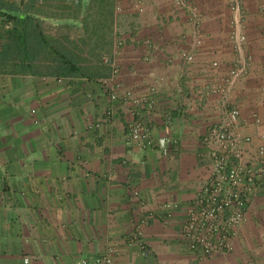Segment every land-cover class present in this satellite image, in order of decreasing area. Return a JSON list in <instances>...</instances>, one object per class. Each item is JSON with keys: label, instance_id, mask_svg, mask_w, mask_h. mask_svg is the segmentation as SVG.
<instances>
[{"label": "crops", "instance_id": "0c3cea01", "mask_svg": "<svg viewBox=\"0 0 264 264\" xmlns=\"http://www.w3.org/2000/svg\"><path fill=\"white\" fill-rule=\"evenodd\" d=\"M213 1L197 0L206 15L198 10L205 29L200 46L195 23L191 32L182 13L183 28L169 24V0L147 5L137 32H119L126 42L119 56L123 89L115 99L100 82L110 74L105 62L101 77L0 74V264H93L110 248L112 264H264V185L231 253L200 257L180 234L187 207L208 178L203 136L218 116L214 98L201 102L198 91L216 75L211 61L229 47L226 28L208 23L218 16V6L208 5ZM244 1L253 17L264 18L256 8L264 0ZM247 35L254 66L232 102L247 121L244 133L256 136L251 115L264 116V29ZM148 40L155 45L150 53ZM189 44L198 50L193 64L181 55ZM128 89L153 98L141 120L156 144L173 141L166 150L127 139L135 120Z\"/></svg>", "mask_w": 264, "mask_h": 264}, {"label": "built area", "instance_id": "2783aa9c", "mask_svg": "<svg viewBox=\"0 0 264 264\" xmlns=\"http://www.w3.org/2000/svg\"><path fill=\"white\" fill-rule=\"evenodd\" d=\"M177 10L186 11L195 23V45L202 44V25L197 10V0H171ZM231 16L230 40L235 58L226 74H218L221 65L214 61L211 69L216 73L200 88L198 95L204 102L213 95L219 97L217 120L203 136V143L208 148L210 167L208 178L199 189L195 198L189 203L185 219L180 226V234L186 239L190 251L200 257L213 258L231 253L234 250V239L239 228L245 223L253 195L264 185V118L254 112L251 121L259 130L256 136L244 133L247 123L241 117L240 109L234 106L231 97L235 89L247 82L253 58L248 52L247 36L244 32L243 0H226ZM142 1L135 3L136 9L142 13ZM116 9L120 10L117 2ZM126 38L120 34L115 45L104 62L110 67V74L100 79L105 90L112 93L115 99L117 92L123 89L119 82L122 68L119 56ZM148 52L155 50L152 41H146ZM182 59L187 64L195 60V50L182 52ZM157 85L161 79L156 80ZM156 88L149 93L153 95ZM264 101V87L260 91ZM149 96L137 97L133 91L126 90L125 99L134 105L135 120L127 132V139L153 149L156 146L166 150L173 143L170 138L154 141L152 129L141 120L142 112L152 110L155 102ZM134 195H138L135 192ZM171 209V204L165 205ZM175 206H172L174 208ZM115 251L110 248L93 264H112ZM28 262V258L24 260ZM82 264H87L82 261Z\"/></svg>", "mask_w": 264, "mask_h": 264}, {"label": "trees", "instance_id": "16d2710c", "mask_svg": "<svg viewBox=\"0 0 264 264\" xmlns=\"http://www.w3.org/2000/svg\"><path fill=\"white\" fill-rule=\"evenodd\" d=\"M76 1L77 3L71 6L68 4H65V7L54 6L55 12L49 13L45 7L49 5L50 0H0V74L56 77L100 75L101 77L103 72L100 70L104 65L101 53L98 55L101 58L99 65L102 66H89L87 63L91 60H79L63 42L47 32L45 25L47 21H66V23L71 21L74 25H78L73 18L59 14H64L63 8L78 7L81 1ZM91 1L92 9L99 15V19L95 20L90 29L95 28V24L99 27L97 31L87 33L88 40L85 44L93 43L90 52L94 55L97 49L103 48L105 42L103 31L112 27L114 16L112 0ZM94 37L96 42H93ZM92 59L95 57L92 56Z\"/></svg>", "mask_w": 264, "mask_h": 264}, {"label": "rangeland", "instance_id": "374dc122", "mask_svg": "<svg viewBox=\"0 0 264 264\" xmlns=\"http://www.w3.org/2000/svg\"><path fill=\"white\" fill-rule=\"evenodd\" d=\"M50 1L51 2H49V5L47 4L45 7V9L49 10V13L55 12L54 8L58 5H61V6L64 5V7H65L66 6L65 4H68L69 6H71L73 3H77L76 0H64V1L63 0H50ZM79 1H81V3L78 7H73V8L71 7L72 9L63 8L64 14L59 13L60 15H64V17L69 16V17L73 18L76 22H78V25H74L71 21L68 23H66V21H56V22L47 21V22H45V25H46L48 34L52 37L57 38L61 42H63V44H65V47L72 54H75L79 60L80 59L91 60L90 61L91 63L90 62L87 63V64H89V66H93V65L94 66H97V65L102 66V65H99V63H101L100 62L101 58H99L98 53L102 54V58H105L108 55H110V53L112 52V50L114 48L115 39H116L117 35L119 34V32H121L122 34L128 33L131 30H133L134 28H135V31L137 32L136 27H140V25L143 23L142 16L146 15L148 12L147 11L148 10L147 5H151V6L156 5L157 6V3H156L157 0H112L113 1L114 22H113L111 28H105L103 31V34L105 36V42H104L103 48L97 49L94 52V55H92V53L90 52V49L92 48L91 46H93V43L89 42L88 44H85V42L88 40V38H87L88 32L92 33L94 30H96V31L98 30V27H99L98 25L95 24V28H91V29H90V26L92 24H94L95 20L98 21L99 15L95 14V10L92 9L93 3L91 0H79ZM139 1L143 2V3H141L142 7L144 8V11L142 13H140L135 7V3L139 2ZM170 1L171 0H169V2ZM117 2L120 3V10L119 11L116 9ZM50 5L52 6L51 8L48 7ZM208 5H211L212 8H217V6L219 8L218 9L219 11H217L218 16L215 17L216 19L212 18V19L208 20V23L210 22V26L212 28H217V25H218L219 28H223L224 30L226 28V30L228 31V33L226 31L227 40L224 39V41L226 40V42H227V46H229V47H226L227 52H224L222 55H220L221 57L219 60L211 61V63H213L214 61L219 62L221 65L219 72H222V74H226L228 69L230 68L234 58H235V52L232 48L231 40H230V33H231L230 12L228 10L226 0H214L213 3L209 2ZM174 7L175 6L172 3V10L170 11L171 12L170 15H171L172 19L167 20V21H170L169 24L177 22L178 24H176L175 27L176 28H183V23L180 22V17L177 15L179 13H182L184 16H186V26L191 28V32H192L193 20L191 18L189 20V15L186 12L176 10V8H174ZM256 8H258L260 11L264 12V6L260 2L256 3ZM197 10H200V12L202 13V15H204V18H205L206 15L203 11H201L198 3H197ZM243 11H244V32L247 36V44H248L249 43L248 42V35H247L248 31L253 30V29L260 27V26H262V28L264 29V18L253 17L249 13V11L247 10L246 3L244 0H243ZM203 23H204V21L202 20L201 25H202V29L204 31L205 29H204ZM188 27H186L185 30H187ZM116 32H117V34H116ZM184 34H186V33L184 32ZM95 40H96V37L93 38V42H96ZM184 51H186V52L191 51V44H189V46L187 47V50H184ZM249 51L250 50H248V52ZM249 54L251 55L250 52H249ZM92 56H94L95 59H92ZM197 56H198V50H195V60H197ZM230 59H231V61H230ZM195 60H194V62H195ZM193 63H191V64H193ZM211 63H210V65H211ZM253 66H254V61H252V66H251L247 81L250 78L251 71L253 70V68H252ZM210 67L211 66H209V70H210ZM102 72H103V69H102ZM263 72H264V70H263ZM211 73L215 74L214 71H211ZM205 83H203L202 85H204ZM237 90L238 89L236 88L235 91H237ZM235 91L233 93L234 95L232 94L233 98L236 94ZM212 97L216 101L215 106L217 105V108H218L219 97L217 95H213ZM233 98L231 97V100H233ZM262 101H263V99H262ZM263 104H264V101H263ZM234 106L238 107L237 104H235ZM238 108L240 109V112H241V108L240 107H238ZM261 118H264V116L263 117L261 116ZM216 120H217V117H216ZM246 123H247V121H246Z\"/></svg>", "mask_w": 264, "mask_h": 264}, {"label": "clouds", "instance_id": "9594fccd", "mask_svg": "<svg viewBox=\"0 0 264 264\" xmlns=\"http://www.w3.org/2000/svg\"><path fill=\"white\" fill-rule=\"evenodd\" d=\"M111 54V53H110Z\"/></svg>", "mask_w": 264, "mask_h": 264}]
</instances>
